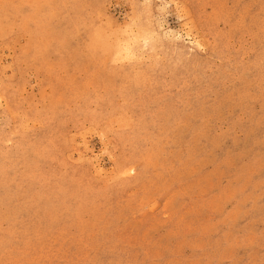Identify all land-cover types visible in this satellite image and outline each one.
I'll use <instances>...</instances> for the list:
<instances>
[{
	"label": "rangeland",
	"instance_id": "374dc122",
	"mask_svg": "<svg viewBox=\"0 0 264 264\" xmlns=\"http://www.w3.org/2000/svg\"><path fill=\"white\" fill-rule=\"evenodd\" d=\"M0 264H264V0H0Z\"/></svg>",
	"mask_w": 264,
	"mask_h": 264
}]
</instances>
